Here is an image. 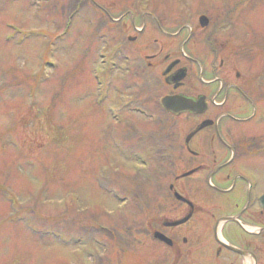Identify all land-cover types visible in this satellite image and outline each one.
I'll return each instance as SVG.
<instances>
[{
  "label": "rangeland",
  "instance_id": "374dc122",
  "mask_svg": "<svg viewBox=\"0 0 264 264\" xmlns=\"http://www.w3.org/2000/svg\"><path fill=\"white\" fill-rule=\"evenodd\" d=\"M214 44L220 76L256 84L264 0H0V264L173 261L138 231L181 216L167 151L189 124L160 107L173 89L148 55L191 63L177 91L196 94Z\"/></svg>",
  "mask_w": 264,
  "mask_h": 264
},
{
  "label": "flooded vegetation",
  "instance_id": "af4514ba",
  "mask_svg": "<svg viewBox=\"0 0 264 264\" xmlns=\"http://www.w3.org/2000/svg\"><path fill=\"white\" fill-rule=\"evenodd\" d=\"M208 19L210 22V16ZM212 50L215 58L209 67L205 66L210 73L207 72L208 78H202L199 83V87L206 88L202 89L205 92L182 93L193 99L204 95L206 103L203 112L179 114L187 117L189 127L179 145L177 163L183 168L181 174L191 172L175 178L170 182L173 187L169 186L171 191L176 189L187 200H177L174 208L181 216L190 213V218L178 226H164L159 221L149 224L145 243L150 239L162 246L166 259H173L170 264H250V259L262 264L264 205L260 197L264 194V173L260 168L264 167L261 165L264 162V96H257L255 89L263 93L264 69L263 73L261 68L255 71L256 84L247 83L244 86L248 88L242 87L236 82L240 79L239 72H235L236 80L218 74L225 61L221 58L219 64H215L218 47L214 44ZM250 51L245 47L246 56H252ZM148 56L165 65L162 74L165 85L172 87V93H181L177 90L186 86L192 64L180 58L164 74L176 59H170L171 55L164 53L163 47ZM195 62L203 67L199 60ZM180 67H185L186 73L174 88L167 83L166 77ZM200 73L204 75L202 69ZM203 121H208L207 125L185 143L186 135ZM224 217L230 219L220 223ZM156 230L170 238L171 243L151 239ZM150 253L153 255L149 251L142 252L141 261L150 260ZM139 262L140 259L136 261Z\"/></svg>",
  "mask_w": 264,
  "mask_h": 264
},
{
  "label": "water",
  "instance_id": "95a60500",
  "mask_svg": "<svg viewBox=\"0 0 264 264\" xmlns=\"http://www.w3.org/2000/svg\"><path fill=\"white\" fill-rule=\"evenodd\" d=\"M200 22L202 25H205L207 23V18L205 16L200 17ZM176 62L172 63L167 70L170 69L171 66H173ZM185 76V69L180 68L175 74L171 75L167 78L168 81L173 82L174 86L176 87L179 84V81ZM205 96H199L196 99H193L191 97H187L182 94H173V95H166L161 99V103L166 111H171L173 113H182V112H192V113H200L203 112L206 103L204 101ZM208 123L202 122L193 132L199 130L203 126H205ZM193 132L188 136V138L193 134ZM175 196L178 199H183L181 195H179L177 192L175 193ZM262 203L264 205V197L262 198ZM189 216H186L180 220L171 222V223H165L166 225H177L179 223L184 222ZM155 236L159 237L165 241L168 239L159 232H155Z\"/></svg>",
  "mask_w": 264,
  "mask_h": 264
},
{
  "label": "trees",
  "instance_id": "16d2710c",
  "mask_svg": "<svg viewBox=\"0 0 264 264\" xmlns=\"http://www.w3.org/2000/svg\"><path fill=\"white\" fill-rule=\"evenodd\" d=\"M81 231V230H80Z\"/></svg>",
  "mask_w": 264,
  "mask_h": 264
}]
</instances>
